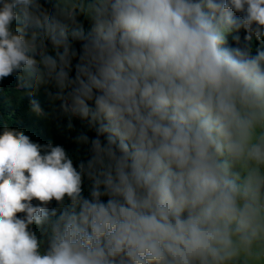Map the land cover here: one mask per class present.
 Here are the masks:
<instances>
[{
    "label": "clouds",
    "instance_id": "9594fccd",
    "mask_svg": "<svg viewBox=\"0 0 264 264\" xmlns=\"http://www.w3.org/2000/svg\"><path fill=\"white\" fill-rule=\"evenodd\" d=\"M5 91L0 264H264V0H0Z\"/></svg>",
    "mask_w": 264,
    "mask_h": 264
},
{
    "label": "trees",
    "instance_id": "16d2710c",
    "mask_svg": "<svg viewBox=\"0 0 264 264\" xmlns=\"http://www.w3.org/2000/svg\"><path fill=\"white\" fill-rule=\"evenodd\" d=\"M80 23L83 25L85 33L90 30V24L83 16L79 17ZM243 37V33H241ZM229 46L235 47V42L232 36H228ZM77 49H79V44H76ZM255 47V45H254ZM75 63V61H74ZM14 75L10 76V81L14 82ZM37 100L43 110L44 117L53 122L52 135L54 140H59L60 142L69 145V156L72 158L74 165H78V161L86 156L87 146L78 145L75 142V137L80 133H86L90 138L95 136V130L88 127L84 130L83 121L79 117H73L72 123L73 128L69 130L67 128L68 117L64 116L59 112V103H56L57 112L55 115H49L52 112L53 104L50 101L47 92L40 91L32 97ZM29 99L25 98L18 91H5L0 94V106L7 107L9 109L21 110L26 114H29L28 108ZM84 195H88L87 192V181H85Z\"/></svg>",
    "mask_w": 264,
    "mask_h": 264
}]
</instances>
